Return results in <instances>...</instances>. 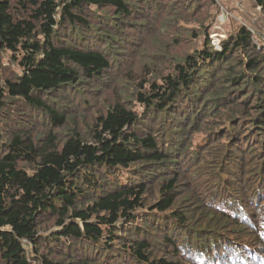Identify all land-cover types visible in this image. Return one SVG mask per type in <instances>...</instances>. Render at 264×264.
Here are the masks:
<instances>
[{"label":"trees","instance_id":"obj_1","mask_svg":"<svg viewBox=\"0 0 264 264\" xmlns=\"http://www.w3.org/2000/svg\"><path fill=\"white\" fill-rule=\"evenodd\" d=\"M214 5L0 0V264H264V43L237 24L119 71Z\"/></svg>","mask_w":264,"mask_h":264},{"label":"rangeland","instance_id":"obj_2","mask_svg":"<svg viewBox=\"0 0 264 264\" xmlns=\"http://www.w3.org/2000/svg\"><path fill=\"white\" fill-rule=\"evenodd\" d=\"M215 10L213 17L207 22V15L209 12H205L200 19H196L195 22H188L187 26H177L173 24L160 27L159 35L156 42H148L140 44V48L137 53H131V58L136 60L130 65V61L121 62V68L119 71H130L131 74H135L138 77L153 78L156 73H167L172 71L170 68L172 59L182 57L186 51H191L194 48H198L203 43L205 33L210 41V45L219 49L220 42L228 36V32L233 29L237 24H245L255 35V38L264 43V13L261 8L254 4L252 0H214ZM213 8V6H211ZM194 24L195 29H201L199 32V38L189 41L187 35L190 33L192 27L189 24ZM204 25V26H203ZM203 26V28H202ZM186 33V34H184ZM150 34H145L144 38H147ZM163 39L170 40V44L166 46L163 43ZM144 67H147L152 73H146ZM115 69V68H114ZM129 82V81H127ZM147 85V84H146ZM109 84L104 83L99 88L97 95H91L90 101L92 103L91 108L94 113L102 111L104 105L112 97V89H107ZM128 88L132 89L130 84H127ZM91 114V111H88ZM209 155L206 157L205 163L203 162L202 168L210 166Z\"/></svg>","mask_w":264,"mask_h":264}]
</instances>
